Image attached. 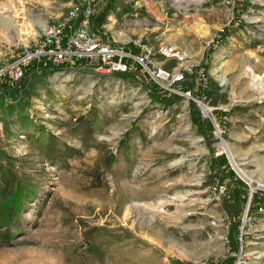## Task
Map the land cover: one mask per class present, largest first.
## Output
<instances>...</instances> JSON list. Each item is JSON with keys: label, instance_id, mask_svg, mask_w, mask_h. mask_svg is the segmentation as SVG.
<instances>
[{"label": "rangeland", "instance_id": "1", "mask_svg": "<svg viewBox=\"0 0 264 264\" xmlns=\"http://www.w3.org/2000/svg\"><path fill=\"white\" fill-rule=\"evenodd\" d=\"M87 1L105 40L130 47L140 40L155 53L175 47L198 65L207 88L193 101L168 86L176 97L163 103L149 98L142 76L88 67L51 72L36 63L13 87L0 80V163L38 185L22 229L0 245V264H264V207L243 219L249 190L264 196V189L238 169L264 184L262 83L254 89L249 82L264 79V0L254 13V38L234 26L242 0H0V67L33 47L72 4ZM154 61L166 71L182 63L158 54ZM17 100L26 103L25 124L5 110ZM190 100L211 128L198 123ZM195 100L211 115L203 116ZM91 112L98 127L83 144L74 126ZM39 129L81 155L67 168L49 166L35 142ZM108 153L115 156L111 167L103 162ZM237 221L234 252L227 237Z\"/></svg>", "mask_w": 264, "mask_h": 264}, {"label": "built area", "instance_id": "2", "mask_svg": "<svg viewBox=\"0 0 264 264\" xmlns=\"http://www.w3.org/2000/svg\"><path fill=\"white\" fill-rule=\"evenodd\" d=\"M257 2L258 0H249L246 9L234 20L235 27H239L241 32L253 38L258 29V20L254 16V13H259L256 9V6H259ZM95 14L91 2L72 4L67 17L60 18L56 24L47 26L33 47L24 49L16 61L7 63L3 68L0 67V80L6 81L9 87H13L24 77V69L36 63L37 65L62 66L66 69L88 67L96 72L116 76L134 74L139 69L141 74L149 76L159 87L168 92L172 91L168 89V86L191 81L192 78H196L201 83L203 91L207 88L205 74L197 69L198 65L188 63L187 57L175 47L162 45L155 53L152 47L142 44L140 40L128 43L131 45V47L127 45L129 48L115 41H107L103 34L94 30ZM155 54L164 60L182 63L179 68L166 71L154 61ZM168 79H170V85L165 86L164 82ZM249 82L253 83L252 80ZM254 93L257 94V92ZM186 95L188 98L191 97L189 91ZM195 102L205 112L203 104L196 100ZM222 119L227 120V116L223 115ZM211 121L215 125L217 138L222 142L221 129L215 124L213 117ZM261 210L263 209H258V211Z\"/></svg>", "mask_w": 264, "mask_h": 264}, {"label": "trees", "instance_id": "3", "mask_svg": "<svg viewBox=\"0 0 264 264\" xmlns=\"http://www.w3.org/2000/svg\"><path fill=\"white\" fill-rule=\"evenodd\" d=\"M247 2L246 0H242L240 4H237L235 7V13L240 14L246 9ZM100 17L95 18L94 20V30L96 32H100L103 34L102 29L100 28ZM227 35L222 36V39H225ZM211 48L208 50V52ZM35 65V64H33ZM45 68V67H44ZM47 68V67H46ZM51 72H60L65 70V67L62 66H50ZM29 69H24V77H27L29 74ZM142 76L143 87L147 90V95L152 100H156L159 102H168L171 98L176 97L175 94L163 90L159 87L155 82L149 80L145 75L139 72V69L134 74L129 75H118L121 78H132V79H140ZM2 85L4 81H0ZM180 92H190V95L195 99L200 100L202 97L201 91V83L196 79L192 78L191 81H187L184 83H177L174 85ZM12 89H8L7 87L3 90V92H9ZM8 94V93H7ZM15 98V97H14ZM190 109H192L195 113L196 119L201 126L209 127V122L202 118V115L199 109L196 107L193 101L189 102ZM26 103L21 100L15 101V103L9 105L5 110L7 111L10 118L13 116H17V118L25 124L28 119L25 116ZM95 114V115H93ZM90 119L85 118L80 121H76L74 128L81 131V135L83 136L81 141L83 144H86V138L93 131V127L97 126V113L91 112ZM38 131V130H37ZM36 131V132H37ZM35 142L38 146V149L41 151V154L44 160L48 163L49 166H59L63 168H67V161L69 159L74 158L75 156H80L81 152L74 149L73 147L68 146L66 143L62 142L60 139L55 137L50 132H45L41 129L37 132V137H35ZM3 160V159H2ZM7 161H11V159H6ZM106 167H111L115 162V156L113 154L108 153L106 155V159L103 161ZM223 166H220V170L223 171ZM237 181L238 179H233ZM239 182V181H238ZM238 184V183H237ZM241 188V186H240ZM38 194V185L33 183L31 180H28L25 176H21L18 171L15 170L14 165L11 163H6L5 165L0 163V245H10L11 240L16 236L18 232L22 229V212L28 206L30 202H32ZM264 207V196L255 192L252 196L249 210L250 212L256 211L258 208ZM241 225V223H240ZM239 221L231 225L228 233V242L231 245V249L235 251L240 247L239 241ZM96 229H92L89 232H86L85 235H93L92 233ZM233 260H226L224 264H232ZM223 264V263H221Z\"/></svg>", "mask_w": 264, "mask_h": 264}, {"label": "bare ground", "instance_id": "4", "mask_svg": "<svg viewBox=\"0 0 264 264\" xmlns=\"http://www.w3.org/2000/svg\"><path fill=\"white\" fill-rule=\"evenodd\" d=\"M219 80H220V82H221V84L222 85H225L226 84V79L224 78V77H219ZM252 81H253V83L251 82V87L252 88H254V89H257L258 88V86H259V84L260 83H262V90L260 91V97L261 98H263L264 97V79L261 81L260 79H257V77L256 78H252L251 79ZM204 110H206V112H207V114L208 115H210V109L209 108H205ZM223 143H227V142H225V141H222ZM220 147L222 148H225L226 150L228 149V150H230L229 149V147L226 145V144H224V145H220ZM231 158H232V160L234 161V163H235V166L238 168V166H237V163H236V159H235V157L234 156H231ZM230 160V159H229ZM231 162V161H230ZM239 169V172L241 173V175L243 176H241L243 179H245V180H247V181H249L251 184H253V183H257V187L256 188H263L264 189V184L263 183H261V182H256L255 180H254V178L248 173V172H246L244 169H240V168H238ZM250 184V185H251ZM253 189V188H252Z\"/></svg>", "mask_w": 264, "mask_h": 264}, {"label": "water", "instance_id": "5", "mask_svg": "<svg viewBox=\"0 0 264 264\" xmlns=\"http://www.w3.org/2000/svg\"><path fill=\"white\" fill-rule=\"evenodd\" d=\"M189 98L193 100V98H191V97H189ZM193 101H194V100H193ZM199 108H200L201 112L204 114L203 116L207 115V114L202 110V108H201L200 106H199ZM232 169H233V168H232ZM236 174H237V173H236ZM239 177H240V176H239ZM253 193H254L253 189H250V190H249V196H248V199H247V202H246V206H245V213H244V217H243V219L246 217V213H247V211H248L249 204H250V200H251V198H252Z\"/></svg>", "mask_w": 264, "mask_h": 264}]
</instances>
